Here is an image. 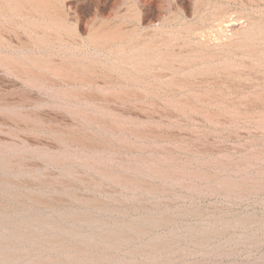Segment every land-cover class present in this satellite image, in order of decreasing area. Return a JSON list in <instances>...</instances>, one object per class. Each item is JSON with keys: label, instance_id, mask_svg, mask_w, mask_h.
<instances>
[{"label": "rangeland", "instance_id": "374dc122", "mask_svg": "<svg viewBox=\"0 0 264 264\" xmlns=\"http://www.w3.org/2000/svg\"><path fill=\"white\" fill-rule=\"evenodd\" d=\"M40 1L0 0V264H264V0Z\"/></svg>", "mask_w": 264, "mask_h": 264}, {"label": "bare ground", "instance_id": "6f19581e", "mask_svg": "<svg viewBox=\"0 0 264 264\" xmlns=\"http://www.w3.org/2000/svg\"><path fill=\"white\" fill-rule=\"evenodd\" d=\"M14 1L16 2L15 4L20 5L19 7H21V5L24 6L25 3H27L28 5L31 6V8L33 7V8H35V9L38 8V7H40L41 4H42V2H41L40 0H14ZM198 2H199V1H198ZM148 3H149V2H148ZM23 4H24V5H23ZM134 5H135V4H134ZM139 5H140V7H141L142 10H143V19L146 20V16H145L144 14H147V12H149V11L146 10V8H144V5L142 4V2H140ZM149 5H150V4H149ZM44 6H45V5H44ZM42 7H43V6H42ZM183 8H184V7H183ZM224 8H225V7H224ZM197 11H198V10H197ZM153 12H154V11H153ZM217 12H218V10H217ZM222 12H223V11H222ZM219 13H220V12H219ZM219 13H217V14H219ZM263 13H264V12H263ZM217 14H216V15H217ZM149 15H150V14H149ZM151 16H152V15H151ZM196 16H197V15H196ZM149 17H150V16H149ZM147 18H148V16H147ZM230 18H231V17H230ZM223 20H224V19H223ZM223 20L219 21L218 24L216 23V25H217V26H221V25L224 23ZM142 21H143V20H142ZM232 21H233V20H232ZM233 22H234V21H233ZM258 22H259V21H258ZM224 24H226V23H224ZM230 25H231V24H230ZM226 26H227V25H226ZM255 26H256V25H255ZM224 27H225V26H224ZM227 27H228V26H227ZM117 28H118V27H117ZM213 28H214V27H213ZM218 28H219V27H218ZM116 30H118V29H116ZM116 30H115V32H117ZM219 30H220V29H219ZM254 30H255V29H254ZM113 31H114V29H113ZM176 31H177V30H176ZM260 31H261V30H260ZM115 32H112L111 34H109V35H110L109 37L114 36V33H115ZM118 32H119V31H118ZM175 33H176V32H175ZM250 33H251V32H250ZM120 34H121V33H120ZM258 34H259V33H258ZM121 35H122V34H121ZM176 35H177V34H176ZM245 35H246V36H249V34H248L247 32H246ZM105 36H106V35H105ZM115 36H116V35H115ZM211 36H212V35H211ZM109 37H108V38H109ZM105 38H106V37H105ZM214 38H215V37H214ZM227 38H228V37H227ZM185 41H186V40H185ZM190 41H191V40H190ZM241 41H242V40H241ZM131 42H132V41H131ZM170 42H171V41H170ZM199 43H200V42H199ZM199 43H198L197 45L200 46ZM223 43H224V42H223ZM243 43H244V42H243ZM241 44H242V43H241ZM129 45H130V44H129ZM164 45H165V43H164ZM195 45H196V44H195ZM242 46H243V45H242ZM130 47H131V46H130ZM160 47H161V46H160ZM174 47H175V46H174ZM221 47H222V46H221ZM140 48H141V47H140ZM146 48H147V47H146ZM148 48H149V47H148ZM200 48H201V47H200ZM141 50H142V49H141ZM158 50H159V49H158ZM196 50H197V49H196ZM227 50H228V48H227ZM198 51H200V50H198ZM121 52H122V51H121ZM250 52H251V51H250ZM135 53H136V52H135ZM157 53H158V52H157ZM167 53H168V52H167ZM179 53H180V52H179ZM200 53H202V52H199V54H200ZM123 54H124V53H123ZM133 54H134V53H133ZM190 54H191V53H190ZM253 54H254V53H253ZM261 54H263V53H261ZM146 55H147V54H146ZM176 55H177V53H176ZM202 55H203V54H202ZM263 55H264V54H263ZM115 56H116V55H115ZM127 56H128V55H127ZM132 56H133V55H132ZM139 56H140V55H139ZM139 56H138V58H139ZM150 56H151V55H150ZM168 56H169V55H168ZM133 57H134V58H132V57H128V58H131V60L133 59L132 61H134V59L137 58V57H135V56H133ZM145 57H148V55L145 56ZM152 57H153V56L148 57V58H149V59H152ZM123 58H124V56H123ZM142 58H144V57L142 56ZM173 58H174V57H173ZM194 58H195V57H194ZM125 59L127 60V57H126ZM140 59H141V56H140ZM149 59H146V61H147V60L149 61ZM121 60H123V59H121ZM135 60H136V59H135ZM141 60H142V59H141ZM129 61H130V59H129ZM187 61H188V60H187ZM141 62H142V61H141ZM141 62H140V64H141ZM144 62H145V61H144V59H143V62H142L141 65H143ZM150 63H151V62H150ZM150 63L147 62V65L150 64ZM179 63H180V62H179ZM183 63H184V61H183ZM120 64H121V63H120ZM126 64H128V63L126 62ZM132 64H133V62H131V65H132ZM140 64H138V65H137V64H136V65L133 64V66L138 67ZM145 64H146V63H145ZM152 64H153V63H151V65H152ZM141 65H140V66H141ZM151 65H150V66H151ZM156 65H157V64H156ZM196 65H197V64H196ZM123 66H124V64H123ZM123 66H122V67H123ZM133 66H132V69H133ZM140 66L137 68L138 70H139ZM145 66H146V65H145ZM154 66H155V63H154ZM201 66H202V65H201ZM119 67H121V65H120ZM119 67H118V68H119ZM143 67H144V66H142L141 71L139 70L140 72H142V71L145 69V67H144V69H143ZM148 67H149V66H147V70H148ZM152 67H153V66H152ZM157 67H158V66H157ZM168 67H169V66H168ZM263 67H264V66H263ZM60 68H61V67H60ZM60 68H59V69H60ZM171 68H172V67H171ZM59 69L57 68V70H59ZM121 69H122V68H121ZM121 69H119V70L121 71ZM132 69H130V70H132ZM137 69H136V70H137ZM150 69H151V67H150ZM154 69H155V68H154ZM156 69L158 70V68H156ZM161 69L163 70L162 67H161ZM60 70H61V69H60ZM68 70H69V69H68ZM71 70H73V67H72ZM75 70H76V69H75ZM122 70H124V68H123ZM128 70H129V69H128ZM152 70H153V68H152ZM157 70H155V72H156ZM162 70H161V71H162ZM164 70H165V68H164ZM65 71H66V70H65ZM124 71H125L127 74L129 73V71L127 72L126 68H125ZM145 71H146V70H145ZM188 71H189V70H188ZM61 72H63V70H61ZM66 72H68V74L71 73L70 70H69V71H66ZM74 72H76V71H74ZM74 72H73V74L71 73V75H75ZM135 72H136V71H135ZM147 72H148V71H147ZM149 72H150V74H152L151 72H154V71H150V70H149ZM162 72H163V71H162ZM162 72H160V73L162 74ZM164 72H165V71H164ZM225 72H226V71H225ZM122 73H124V72L122 71ZM138 73H139V72H138ZM145 73H146V72H145ZM157 73H158V72H156V77H157ZM160 73H158V74L160 75ZM68 74H67V75H68ZM147 74H148V73H147ZM147 74H146V75H147ZM164 74H165V73H164ZM204 74H205V73H204ZM130 75H132V74H130ZM143 75H144V74L142 73V76H143ZM153 75H155V74H152V76H153ZM159 75H158V77L161 76V75H160V76H159ZM135 76L138 77L137 73H136ZM139 76H140V74H139ZM144 76H145V75H144ZM148 76H149V75H148ZM72 77H73V76H72ZM133 77H134V76H133Z\"/></svg>", "mask_w": 264, "mask_h": 264}]
</instances>
